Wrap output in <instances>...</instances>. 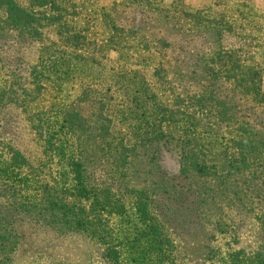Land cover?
Returning <instances> with one entry per match:
<instances>
[{
  "label": "trees",
  "instance_id": "1",
  "mask_svg": "<svg viewBox=\"0 0 264 264\" xmlns=\"http://www.w3.org/2000/svg\"><path fill=\"white\" fill-rule=\"evenodd\" d=\"M98 1L0 0V264L20 217L85 236L107 264H142V244L128 263L111 235L109 218L130 213L148 259L167 258L173 242L153 200L180 191L158 163L162 151L176 154L173 177L186 190L211 208L236 200L258 227L253 250L216 264H264V9L246 0ZM107 61L131 92L120 97L115 80L84 73ZM65 82L78 95L64 100ZM18 118L35 160L16 144ZM219 224L233 232L238 223Z\"/></svg>",
  "mask_w": 264,
  "mask_h": 264
},
{
  "label": "rangeland",
  "instance_id": "2",
  "mask_svg": "<svg viewBox=\"0 0 264 264\" xmlns=\"http://www.w3.org/2000/svg\"><path fill=\"white\" fill-rule=\"evenodd\" d=\"M110 1L112 0H99L98 4L107 5ZM183 1L190 7H197L207 0ZM246 1L252 2L260 10L264 9L263 0ZM115 57V52L108 53L110 61ZM111 66L112 63L107 61L97 71L94 67L84 73L100 76L98 79L105 81L106 84L115 80L117 88L115 94L122 97L124 92L127 94V91L131 90L126 88L128 84L119 83L118 78L114 77L118 71L115 68L110 69ZM68 82L61 86L60 94L64 100L74 98L80 90L77 85ZM11 125L18 147L30 160H35L38 157V148L30 130L19 121V118L13 119ZM176 159L174 152L162 151L158 163L170 176L169 183L176 184L174 188L180 192L171 196L155 197L153 200V212L161 223L164 235L173 242V247L170 248L172 251L161 262L155 255L153 260H149L148 258H152V253L146 246L149 240L143 236L139 239L136 235L137 223L133 215L130 213L122 218L112 216L109 218V225L113 229L111 235L114 241L124 245L125 248L122 249L124 260L129 263L130 259L135 257L138 243L144 246L141 253L147 255V259L143 257L142 264H216L224 258L226 252H233L239 248H243L244 251L253 250L258 227L251 214L245 212L236 200L231 199L218 200L216 208H211V204L202 199L201 191L186 190L187 186L183 185L182 180L173 177L177 173ZM213 159L216 169L221 171L223 160L218 155ZM179 185H182V188H179ZM126 198L124 201L129 210L131 199ZM223 220L238 223L237 227L233 232H227L226 228L221 230L222 226L219 223ZM215 224L217 226L219 224L220 227ZM14 226L18 239L7 264H107L102 247L81 234L61 235L23 217L17 219Z\"/></svg>",
  "mask_w": 264,
  "mask_h": 264
}]
</instances>
